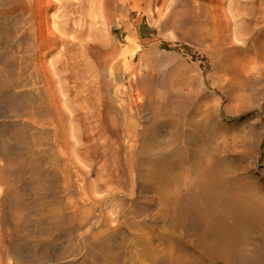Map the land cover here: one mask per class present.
<instances>
[{"label":"rangeland","instance_id":"rangeland-1","mask_svg":"<svg viewBox=\"0 0 264 264\" xmlns=\"http://www.w3.org/2000/svg\"><path fill=\"white\" fill-rule=\"evenodd\" d=\"M242 1L244 7L233 5L228 10L230 30L223 29L222 21L217 22L219 33L226 36L229 31L230 41L221 45L204 38L183 39L171 22L164 26V20L173 18L175 0H0V12L6 15L21 12L22 5H30L37 14L46 12L52 33L62 36L68 46L84 42L90 19L111 13L102 27L121 49H126L125 54L118 57L117 74L113 78L109 73L100 76L111 79L109 85L98 81L97 67H88L91 58L81 56L76 49L69 56L68 69L60 65L67 61L61 52L63 45H57L51 53L40 56L41 60L34 61L36 69H27L20 84H13V91L21 96L30 95L34 108L41 105L37 98L43 96L51 110L55 94L66 120L62 125L55 116L45 123L37 117L29 118L27 121L34 126L31 138L21 129L26 116L21 120L12 106L0 99V244L5 246L6 264L78 263L88 258L87 243L99 239H107V245L119 256L125 252L129 257L127 252L137 249L132 235L145 239L146 246H158L151 242L158 230L151 227L149 220L162 211L171 197L165 189L148 181L131 185L125 173L120 142L102 126L106 106L122 105L136 118V130L144 127L151 111L145 91L137 89L134 70L144 75L149 68L147 57L159 60L155 68L158 73L174 68L176 77L170 84L172 91L188 95L199 83L208 92H212L214 86L229 85L233 80L231 60L237 56V50L251 47L256 38V34L250 37L247 33L252 27V16L264 19V0ZM125 18L131 32L127 31ZM260 24L263 27L264 21ZM32 27L36 36L44 35L42 24L33 22ZM215 49H220L221 53L217 54ZM128 65L130 70H127ZM256 76L241 87L240 95L248 108L228 117V101L220 104L222 117L235 128L225 135L215 131L209 151L228 137L246 133L247 138L260 144V148H254L253 156V159L258 157V162L252 165L261 176L264 168V70H257ZM116 87L120 88L117 94ZM72 97L81 99L74 107L66 101ZM77 110L79 116H83L82 122L77 117L70 118ZM37 122L41 123L37 125ZM37 131L39 136L35 142L31 135ZM190 140L194 149L200 145L195 135L190 136ZM178 145V140L166 129L161 130L148 145L143 159L171 161ZM182 192L188 195V191ZM253 238L264 243L263 238ZM128 260L130 258L126 262ZM253 264H264V253Z\"/></svg>","mask_w":264,"mask_h":264},{"label":"bare ground","instance_id":"bare-ground-1","mask_svg":"<svg viewBox=\"0 0 264 264\" xmlns=\"http://www.w3.org/2000/svg\"><path fill=\"white\" fill-rule=\"evenodd\" d=\"M233 5L244 7L242 0H175L172 4L173 18H165L163 25L171 22L183 39L204 38L227 44L229 31L226 36L219 33L217 22L222 21L223 29L230 30L228 10ZM5 15V12H0V99L10 104L21 120L26 116L21 126L26 137H30L34 127L27 121L29 118L37 117L45 123L51 122L55 116L62 125L66 120L55 94L52 95V110L43 96L37 98L41 105L34 108L30 95L21 96L12 88L13 84H20L27 69H36L34 61L41 60L57 45L64 46L61 52L67 61L60 63L63 69L69 68V56L76 49V53L91 58L88 67H97L95 74L99 82L112 84L111 79L105 80L100 76L109 73L113 78L117 74L118 57L125 54L126 49H121L102 27L111 13L90 19L91 26L84 42L76 46H68L62 36L54 35L47 13L37 14L30 5H22L19 13ZM263 21L261 16H252V27L247 33L250 37L256 34L255 40L251 47L237 50V56L231 60V83L214 86L212 92L205 91L200 83L193 86V93L188 95L179 90L172 91L170 84L176 77L174 68L158 73L155 68L159 60L155 57L146 58L149 68L144 75L140 70H134L137 89L145 91L147 107L151 111L145 118L144 127L137 131L136 118L122 105L106 106L102 126L120 142L125 173L131 185L148 181L165 189L171 197L162 211L149 220L151 227L158 230L152 235L151 242L158 243V246H146L145 239L132 235L137 249L127 252L130 254L128 257L123 251L121 256L116 254L107 245V239L92 240L85 246L88 258L73 264H253L263 256L264 243L253 238L264 239V168L260 176L252 165V162H258V157L253 159V156L254 148H260L259 142L252 141L244 133L228 137L216 144L212 152L209 151L215 131L225 135L235 128L222 117V101H228V117L244 111L248 107L240 95L241 87L257 78V70H264V57L261 55L264 54V26L260 24ZM33 22L44 26L42 37L36 36ZM97 22L100 23L96 25ZM125 25L131 32L127 18ZM215 51L221 53L220 49ZM130 69L128 65L127 70ZM1 71H4L3 75ZM119 90L116 87L114 92L117 94ZM78 98H66V101L74 107L81 101ZM74 117L82 122L83 116H79L78 110L70 116L71 120ZM161 128L178 140L176 156L166 162L145 161L143 158L148 145L161 130H165ZM194 135L200 144L195 149L190 140ZM31 136L36 142L39 131ZM1 182L4 183L3 180ZM182 191H188V195ZM97 244L101 247L97 248ZM5 256V246L0 244V264H6ZM129 258L130 261L126 262Z\"/></svg>","mask_w":264,"mask_h":264}]
</instances>
